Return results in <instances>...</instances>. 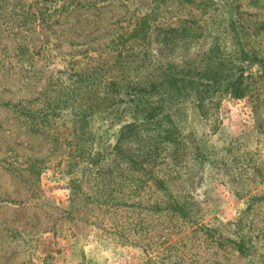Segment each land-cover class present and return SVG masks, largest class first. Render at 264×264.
I'll return each mask as SVG.
<instances>
[{
    "label": "rangeland",
    "instance_id": "obj_1",
    "mask_svg": "<svg viewBox=\"0 0 264 264\" xmlns=\"http://www.w3.org/2000/svg\"><path fill=\"white\" fill-rule=\"evenodd\" d=\"M250 32L263 57L264 0H0V264L264 262ZM228 58L243 98L134 93Z\"/></svg>",
    "mask_w": 264,
    "mask_h": 264
},
{
    "label": "trees",
    "instance_id": "obj_2",
    "mask_svg": "<svg viewBox=\"0 0 264 264\" xmlns=\"http://www.w3.org/2000/svg\"><path fill=\"white\" fill-rule=\"evenodd\" d=\"M246 40H244L242 37ZM249 36H252V32L248 34H243L241 36L242 42H239V38L233 36L234 41L237 40L240 44L238 46V61L245 63L248 67L256 65L258 67L257 77L264 79V56L259 57L251 49L249 43L247 42ZM237 44V42H236ZM244 70L239 65H234L228 60H218L216 64L212 67L205 69L201 74L197 82L188 81L187 84H176L174 79L168 78L166 83L153 84L150 86L136 87L135 95L139 98H145L148 96H159L168 93L170 97H190L195 98L197 101L207 100L214 95L228 91L236 98H243L249 90V83L244 82ZM164 84V85H163ZM161 91V92H160ZM153 108L147 111L151 112ZM146 111V107H141V112ZM231 248L236 254L242 259L248 256L250 250H255L259 248L252 241H248L247 244H243L240 241L231 242ZM32 264V263H27ZM248 264H264V262L250 261Z\"/></svg>",
    "mask_w": 264,
    "mask_h": 264
}]
</instances>
